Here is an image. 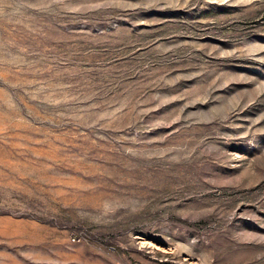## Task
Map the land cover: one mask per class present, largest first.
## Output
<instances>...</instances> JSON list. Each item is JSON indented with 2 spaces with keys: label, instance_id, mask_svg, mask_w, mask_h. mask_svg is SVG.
Masks as SVG:
<instances>
[{
  "label": "rangeland",
  "instance_id": "374dc122",
  "mask_svg": "<svg viewBox=\"0 0 264 264\" xmlns=\"http://www.w3.org/2000/svg\"><path fill=\"white\" fill-rule=\"evenodd\" d=\"M0 264H264V0H0Z\"/></svg>",
  "mask_w": 264,
  "mask_h": 264
},
{
  "label": "built area",
  "instance_id": "2783aa9c",
  "mask_svg": "<svg viewBox=\"0 0 264 264\" xmlns=\"http://www.w3.org/2000/svg\"><path fill=\"white\" fill-rule=\"evenodd\" d=\"M79 238H75V241H78Z\"/></svg>",
  "mask_w": 264,
  "mask_h": 264
}]
</instances>
